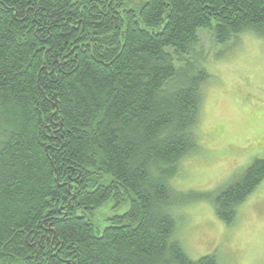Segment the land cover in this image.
Masks as SVG:
<instances>
[{
	"label": "trees",
	"instance_id": "obj_1",
	"mask_svg": "<svg viewBox=\"0 0 264 264\" xmlns=\"http://www.w3.org/2000/svg\"><path fill=\"white\" fill-rule=\"evenodd\" d=\"M199 29L264 34V0H0V262L217 264L186 254L170 213L210 75L174 55ZM263 179L255 158L217 216ZM108 201L126 208L97 227Z\"/></svg>",
	"mask_w": 264,
	"mask_h": 264
},
{
	"label": "rangeland",
	"instance_id": "obj_2",
	"mask_svg": "<svg viewBox=\"0 0 264 264\" xmlns=\"http://www.w3.org/2000/svg\"><path fill=\"white\" fill-rule=\"evenodd\" d=\"M235 36L220 44L212 31L199 29L190 52L174 55L179 70L198 59L210 75L200 85L196 147L179 159L178 171L169 180L183 199L170 206V213L174 236L190 258L214 252L217 264H262L264 179L237 206L231 223L217 216L214 204L219 190L255 158H264V34L247 31ZM125 208L108 201L90 215L101 228Z\"/></svg>",
	"mask_w": 264,
	"mask_h": 264
},
{
	"label": "snow or ice",
	"instance_id": "obj_3",
	"mask_svg": "<svg viewBox=\"0 0 264 264\" xmlns=\"http://www.w3.org/2000/svg\"><path fill=\"white\" fill-rule=\"evenodd\" d=\"M262 264H264V262H262Z\"/></svg>",
	"mask_w": 264,
	"mask_h": 264
}]
</instances>
